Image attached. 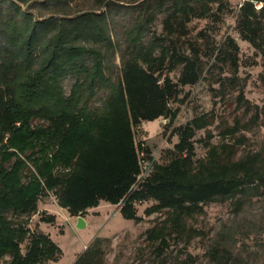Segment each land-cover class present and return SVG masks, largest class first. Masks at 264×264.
I'll return each mask as SVG.
<instances>
[{"label":"trees","instance_id":"1","mask_svg":"<svg viewBox=\"0 0 264 264\" xmlns=\"http://www.w3.org/2000/svg\"><path fill=\"white\" fill-rule=\"evenodd\" d=\"M76 1L0 0V264L60 260L62 250L51 236L30 228V218L37 214L41 223L55 224V215L39 212L42 200L51 195L71 217L84 218L104 201L136 223L143 221L136 205L155 202L146 216L162 214L165 219L146 234L161 251L172 239L196 238L188 221L202 215L207 205L239 198V211L248 199L264 195V150L239 156L244 143L237 135L250 128L237 121L219 134L230 141L214 145L212 114L175 128V157L167 165L155 164L141 178L135 128L161 118L174 124L180 111L171 102L202 78V49L193 45L188 55L173 43L164 46L163 37L148 40L149 27L166 15L165 36L186 38L190 23L209 18L221 1L143 3L141 19L124 30L122 44L115 42L113 26L124 5L93 0L92 9L72 13ZM261 3L258 8L254 0H246L237 27L244 41L264 52ZM231 44L229 61L237 68L239 47ZM179 67L175 83L170 74ZM66 80L74 81L70 95ZM102 94V106L92 109ZM239 100L248 104L243 93ZM256 109L257 124L264 110ZM202 130L207 131L201 142L208 155L198 162L195 138ZM101 242L96 239L75 264H104ZM216 253L215 264H230L229 251Z\"/></svg>","mask_w":264,"mask_h":264},{"label":"rangeland","instance_id":"2","mask_svg":"<svg viewBox=\"0 0 264 264\" xmlns=\"http://www.w3.org/2000/svg\"><path fill=\"white\" fill-rule=\"evenodd\" d=\"M220 1L221 4L214 7V14L209 18L194 19L190 23V35L186 38L165 36L163 21L166 15L158 16L149 27L148 40L163 37L164 46L173 43L188 55L193 45L202 49V78L197 85L182 88L179 100L171 102V108L180 111L174 124L170 125L168 119L161 118L156 123L145 122L135 128L144 175L142 179L150 174L155 164L167 165L175 157L178 138L173 136L174 129L206 114H212L215 118L214 125L209 128L215 135L212 144L228 143L230 139L224 140L219 134L223 128L233 127L239 121L250 128L248 131L241 130L237 135L244 143L239 148V156L264 150V115L260 116L257 124L253 122L256 107L260 111L264 110V52L244 41L238 31L240 8L246 0ZM261 1L264 0H254L255 5L262 7ZM148 2L150 0L114 1L126 7L116 17L113 26L117 44L123 43L124 30L141 19L139 7ZM92 7L93 0H77L71 6V12H84ZM259 20L264 38V15ZM231 41L239 47L237 68L229 61L234 54ZM120 55L118 52L116 58V71L119 73L122 68ZM181 73L182 67H179L170 77L177 83ZM73 85L72 80L64 82L67 95H70ZM242 93L248 103L246 105H241L239 100ZM104 97L102 94L90 107L100 108ZM247 107L252 109L250 114L246 112ZM206 137L207 131L202 130L195 138V159L198 162L205 160L208 155V149L201 142ZM146 149L150 151L149 155L145 153ZM238 199L207 205L202 215L188 221V226L197 232L196 238L190 241L187 238L172 239L165 251L158 249V244L147 240V231L165 219L162 214L146 216V209L155 205L153 201L136 205L138 216L143 219L139 223L125 220L119 206L103 201L84 217L87 227L79 229L78 218L60 211L50 198L48 206L56 214L55 224L41 223L40 214H37L30 218V228L33 232L50 235L62 250L57 263L47 264H75L96 239L103 240L98 246L103 252L104 264H215L218 257L216 251L222 249L231 253L230 264H264V195L248 199L239 211ZM42 203L46 201L43 199Z\"/></svg>","mask_w":264,"mask_h":264},{"label":"crops","instance_id":"3","mask_svg":"<svg viewBox=\"0 0 264 264\" xmlns=\"http://www.w3.org/2000/svg\"><path fill=\"white\" fill-rule=\"evenodd\" d=\"M50 198H52L53 200H54V202L56 203V206L58 207V209L60 210V211H63V212H67V210H64V209H62L59 205H58V202H57V200H56V198L54 197V196H52L51 195V197ZM49 196L48 197H46V198H44V201H46V203L44 204V203H40V205H42V211H46V212H48L49 214H52V215H56L55 214V212H53L50 208H49V206H48V202L50 203V201H49ZM41 207V206H40ZM95 209V208H94ZM94 209H91V210H89V212L90 211H93ZM68 213V212H67Z\"/></svg>","mask_w":264,"mask_h":264},{"label":"water","instance_id":"4","mask_svg":"<svg viewBox=\"0 0 264 264\" xmlns=\"http://www.w3.org/2000/svg\"><path fill=\"white\" fill-rule=\"evenodd\" d=\"M77 227H78L79 229H85V228L87 227V223H86V221H85L84 218H82V217H79V218H78V224H77Z\"/></svg>","mask_w":264,"mask_h":264},{"label":"built area","instance_id":"5","mask_svg":"<svg viewBox=\"0 0 264 264\" xmlns=\"http://www.w3.org/2000/svg\"><path fill=\"white\" fill-rule=\"evenodd\" d=\"M241 7H242V5H241ZM258 8H260V7H258ZM149 175H150V174H148L147 177H148ZM143 176H144V175L142 174V177H141V178H143Z\"/></svg>","mask_w":264,"mask_h":264},{"label":"bare ground","instance_id":"6","mask_svg":"<svg viewBox=\"0 0 264 264\" xmlns=\"http://www.w3.org/2000/svg\"><path fill=\"white\" fill-rule=\"evenodd\" d=\"M157 121H159V120H157ZM157 121H156V122H157ZM156 122L154 121V123H156Z\"/></svg>","mask_w":264,"mask_h":264}]
</instances>
